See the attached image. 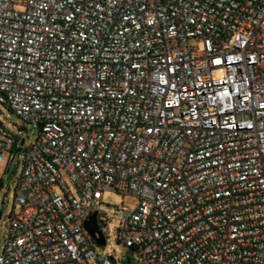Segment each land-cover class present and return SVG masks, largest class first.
Returning a JSON list of instances; mask_svg holds the SVG:
<instances>
[{"label": "built area", "instance_id": "1", "mask_svg": "<svg viewBox=\"0 0 264 264\" xmlns=\"http://www.w3.org/2000/svg\"><path fill=\"white\" fill-rule=\"evenodd\" d=\"M0 103L40 128L0 122V264H119L107 191L128 264H264V0H0Z\"/></svg>", "mask_w": 264, "mask_h": 264}, {"label": "rangeland", "instance_id": "2", "mask_svg": "<svg viewBox=\"0 0 264 264\" xmlns=\"http://www.w3.org/2000/svg\"><path fill=\"white\" fill-rule=\"evenodd\" d=\"M0 122L11 132L18 135V137L26 139L29 144H34L40 135V128L38 126L30 124L25 125L18 116L1 103ZM22 171L23 158L18 167H16V163L8 167V154H5V161L0 164V179H3L5 184L2 188L0 198V254L3 253L6 244L10 216L15 208L17 212L20 210V207L15 205V198L17 183ZM8 186L10 187V191L7 194ZM6 195L7 200L5 199ZM138 204V198L133 195L123 196L110 191L105 192L103 204H97L94 210L96 211L100 207L101 211L106 213L108 218L107 225L103 227L105 237L107 238V245L105 247L96 248L101 258H105L112 254L119 264H128L129 260L136 262L142 260L140 253L132 251L130 248L126 247L125 244L119 242V237L116 233L120 225L119 219L121 213L123 211H134Z\"/></svg>", "mask_w": 264, "mask_h": 264}, {"label": "water", "instance_id": "3", "mask_svg": "<svg viewBox=\"0 0 264 264\" xmlns=\"http://www.w3.org/2000/svg\"><path fill=\"white\" fill-rule=\"evenodd\" d=\"M84 226L98 247H105L107 245L105 234L98 223L97 212H94L86 219Z\"/></svg>", "mask_w": 264, "mask_h": 264}, {"label": "trees", "instance_id": "4", "mask_svg": "<svg viewBox=\"0 0 264 264\" xmlns=\"http://www.w3.org/2000/svg\"><path fill=\"white\" fill-rule=\"evenodd\" d=\"M132 251H135V252H138L139 253V250L137 249V248H135V247H132V248H130Z\"/></svg>", "mask_w": 264, "mask_h": 264}]
</instances>
